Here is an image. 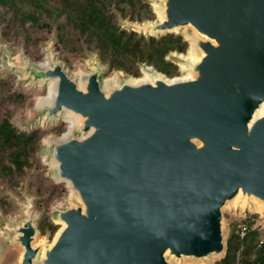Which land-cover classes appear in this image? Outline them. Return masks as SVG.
I'll return each mask as SVG.
<instances>
[{"label": "water", "instance_id": "95a60500", "mask_svg": "<svg viewBox=\"0 0 264 264\" xmlns=\"http://www.w3.org/2000/svg\"><path fill=\"white\" fill-rule=\"evenodd\" d=\"M154 2L163 21H128L127 28L159 37L191 27L187 37L203 52L200 61L172 57L193 78L144 66L153 81L134 83L123 73L106 88L108 66L98 55L80 79L51 49L38 64L9 60L34 81L57 80L53 104L37 105L35 121L48 125L68 112L81 120L47 145L55 179L79 202L55 211L60 227L46 247L36 244L39 216L29 199L26 218L11 222V241L23 250L19 264L221 257L223 208L239 193L248 205L264 204V113L256 115L264 103V0Z\"/></svg>", "mask_w": 264, "mask_h": 264}, {"label": "trees", "instance_id": "16d2710c", "mask_svg": "<svg viewBox=\"0 0 264 264\" xmlns=\"http://www.w3.org/2000/svg\"><path fill=\"white\" fill-rule=\"evenodd\" d=\"M156 17L151 0H0L3 37L9 42L20 39L33 62L44 60L39 48L55 35L56 50L66 63L96 54L108 66L105 77L115 71L141 77L144 66L170 78L181 74L172 56L189 50L190 42L182 33L147 36L122 25L124 20L145 22ZM11 77H2L0 71V186L20 191L27 177L34 174L43 196L50 191L44 184L49 178L41 159L43 139L50 133L60 136L67 128L62 122L51 128L20 129L13 122V112L2 111L5 105L22 108L29 98L12 89L15 81ZM67 192L64 184L55 183L48 198H40L43 214L38 228L42 235L53 237L58 231L50 205ZM13 209L11 202L0 199V212L10 214ZM258 217L253 212L230 222L226 253L214 264H264V230L257 223Z\"/></svg>", "mask_w": 264, "mask_h": 264}, {"label": "rangeland", "instance_id": "374dc122", "mask_svg": "<svg viewBox=\"0 0 264 264\" xmlns=\"http://www.w3.org/2000/svg\"><path fill=\"white\" fill-rule=\"evenodd\" d=\"M154 1L155 0H151V4L156 14ZM156 16H157L156 19H158L159 15L156 14ZM128 21L129 20L122 21V25L126 28H127L126 24ZM2 27H3V24L0 21V60H1V70L0 71H1V76L4 78H9V76H13L11 78L14 79L15 86H13L12 89L21 90L27 95H29V98L27 102L25 103L24 107L18 109L17 107L13 105H5L2 111L10 110L11 112H13V122L22 130H31L37 126H42L44 128H51L63 122L62 125L67 128V130H65V132H67L70 126V123L68 121H65L64 117H62L60 121L54 122L48 125L44 123L43 120L35 121L36 116H37L36 113L38 111L37 105L40 99L47 95L49 86L46 82L42 80L34 81L32 78H28L27 73H24L16 66L9 64L10 63L9 60L17 61V59L15 58L18 56H21L25 60H29L33 64H37L38 62L32 61L30 56L26 53L25 47L20 39H18V41H15V40L10 41V42L7 41L2 35ZM182 31H184V33L182 34L190 42V39L187 37V35H194V31L191 29V27H186ZM51 36L52 38L46 43H44L41 46V48H39L40 51H42L45 54L44 60L46 59L47 51L51 49L56 54L57 59L66 65L69 73L76 79H80L81 75H83V72L87 71L86 66L93 65V61L95 59L94 57L96 54L86 56L83 60L71 58V63L68 64L62 59L61 55L56 50V47L54 44L55 35H51ZM190 47L186 54L189 53ZM179 66L181 70V74L179 76L181 77L186 76V73L183 70L182 64H180V62H179ZM141 71H142L141 77H133V78L138 79V78L145 77V72H143L144 71L143 67L141 68ZM105 73L102 76L103 81L114 79L116 77L119 80H121L123 77H125L123 75L124 72L122 71H115L112 74L107 75L106 77H105L106 75ZM84 76L85 75H83V77ZM179 76H176V77H179ZM62 134L58 136L55 133H50L43 139L44 149H43L42 158H41L45 166L43 171L46 174L45 176L49 178V181L46 180V182H44V184L47 185V188H49V190L51 191L53 184L58 183V184H64L68 191L67 195H65L61 199H56L50 205V212L52 214V217L55 223H56L55 211L60 206L65 205V204L75 206V204L79 202V199L76 196L72 188H70L65 182H58L55 179V176H56L55 169L47 155L48 143L53 142L54 140L60 139ZM36 181H37L36 175L30 174L27 177L24 188L20 191L12 189L9 186H5V185L0 186V199H7L9 202H11V204L14 207L13 211L10 214L0 212V264H17L20 260V257L22 255V246L18 243L11 241L12 238L16 236L11 226L12 225L11 222H13L14 225H17L19 221H23L26 218V215L24 214L23 211L26 205L29 203V199H31L33 203L34 212H36L39 216L37 223L43 214V209L39 207L41 203L40 198L42 197L48 198L50 191L48 192L44 191L45 193L42 196L40 192L38 191V189H40L38 187L40 186V180L38 181L37 184H36ZM34 182H35V185L31 186L30 184ZM253 212H256L259 215L257 219V223H259L260 226L264 230V210H261L252 204L244 205L242 202H239V203L231 202L227 204L223 208L224 230L226 232V238L229 235V230H230L229 228H230L231 221L236 220L241 217H245ZM54 236L50 237L49 235L40 234L36 240V244L45 243L44 246L47 247L52 243ZM219 258L220 256H213L212 258H207L203 260H195V259H189V258H186L183 260L171 258V260L175 262L176 264H214L215 261Z\"/></svg>", "mask_w": 264, "mask_h": 264}, {"label": "bare ground", "instance_id": "6f19581e", "mask_svg": "<svg viewBox=\"0 0 264 264\" xmlns=\"http://www.w3.org/2000/svg\"><path fill=\"white\" fill-rule=\"evenodd\" d=\"M154 4H155V11H156V14L159 15V16H158V17H159L158 20H159V21H163V20L165 19V13H164V10L161 8V6H160L159 3L154 2ZM154 21H155V20H154ZM190 45H191V47H190V51H189V53H188V54H186V53H185V54L181 53V57H183L184 59L190 61L192 64H195V63H197V62L200 61L201 57L203 56V52L197 48L196 41H194V40L192 41V40H191V41H190ZM15 59L20 60V59H21V56H18V57H16ZM182 67H183V70H184L185 73H186V76H184V77H180V78H182V79H188V78H193V77H194L193 72H190V71L188 70V67L186 66V64L182 63ZM144 72H145V77H143V78H138V79L131 77V81L134 82V83H140V82H146V81H153V80H152V75H151L150 73H148L146 70H144ZM83 75H84V72H83ZM83 75H81V77H83ZM159 76H162V75L159 74ZM104 83H105L106 88H109L111 85H113V84H117V77L114 78V79L105 80ZM56 87H57V80H51V81H49V87H48V88H49V93H48L46 96H44V97H42V98L40 99V101H39V103H38V106L43 107V106H45V105H52V104H53V98H54V96H55ZM263 113H264V103H263V104L261 105V107L257 110L256 115H260V114H263ZM64 117H65V119L70 123V126H74V127H76V126L80 125V123H81L80 118H79L78 116L72 114V113H69V112H68ZM52 164H53L54 166H56V162H55V161H52ZM233 202H234V203L242 202L244 205H245V204L248 205V202L246 201V199H242V198H241V194H240V193H239L238 196L234 199ZM253 204H254L255 207H257V208H259V209H261V210H264V204H263V203H261V202L255 200V201L253 202ZM64 226H65V223L62 222V223H61V228H63ZM56 237H57V236H55V238H54V240L52 241L51 245H52L53 242L55 241ZM45 252H46V250L43 249V250H42V256L45 255ZM22 257H23V250H22V255H21V257H20V260H19V262H18L17 264H19V263L21 262Z\"/></svg>", "mask_w": 264, "mask_h": 264}, {"label": "built area", "instance_id": "2783aa9c", "mask_svg": "<svg viewBox=\"0 0 264 264\" xmlns=\"http://www.w3.org/2000/svg\"><path fill=\"white\" fill-rule=\"evenodd\" d=\"M246 230V227H243V232Z\"/></svg>", "mask_w": 264, "mask_h": 264}]
</instances>
